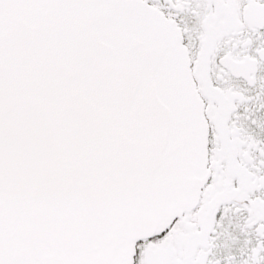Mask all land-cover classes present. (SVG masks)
<instances>
[{
    "label": "snow or ice",
    "instance_id": "snow-or-ice-1",
    "mask_svg": "<svg viewBox=\"0 0 264 264\" xmlns=\"http://www.w3.org/2000/svg\"><path fill=\"white\" fill-rule=\"evenodd\" d=\"M0 264H264V0H0Z\"/></svg>",
    "mask_w": 264,
    "mask_h": 264
}]
</instances>
